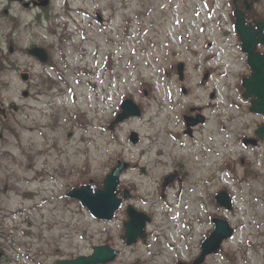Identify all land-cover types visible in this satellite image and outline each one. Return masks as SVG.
Returning <instances> with one entry per match:
<instances>
[{"label":"rangeland","instance_id":"374dc122","mask_svg":"<svg viewBox=\"0 0 264 264\" xmlns=\"http://www.w3.org/2000/svg\"><path fill=\"white\" fill-rule=\"evenodd\" d=\"M230 1L55 0L51 24L39 10L0 0V59L11 63L0 80V105L19 107L0 123V264H56L101 245L120 252L111 264L190 263L214 217L229 220L235 233L204 264H264V143L251 153L252 138L240 140L264 117L250 113L243 98L240 81L249 71ZM32 46L51 47V61L29 55ZM46 77L53 80L44 83ZM126 98L143 116L110 130ZM211 103L218 109H197ZM199 112L209 121L191 144L186 121ZM220 117L227 129L218 134ZM211 130L217 140L208 145ZM132 131L141 137L137 145ZM178 157L189 163L191 178L181 193L178 185L163 192L162 174ZM229 159L237 161L231 170ZM252 159L254 173L251 165L244 173ZM120 160L148 172L122 176L121 188L134 198L112 222L65 198L90 179L100 188ZM220 189L233 197L232 212L214 202ZM128 204L152 216L147 244L128 247L122 239Z\"/></svg>","mask_w":264,"mask_h":264},{"label":"water","instance_id":"95a60500","mask_svg":"<svg viewBox=\"0 0 264 264\" xmlns=\"http://www.w3.org/2000/svg\"><path fill=\"white\" fill-rule=\"evenodd\" d=\"M236 7V28L241 35L243 50L248 53L249 65L252 68L251 76L243 80V85L246 88L245 97L255 96L256 99L252 102L251 110L258 114H264V56L254 53L257 44L264 42L263 25L259 24L258 30H255L252 26L247 27L243 12L239 10L237 4ZM31 53L44 61L47 60V54L44 50L35 48L31 50ZM183 67V64L179 65L181 78H183ZM121 107L123 111L111 124V128L130 117H140L142 115L140 107L132 99L125 100ZM258 134L261 139H264V126L258 130ZM131 141L135 144L138 143L139 135L135 132L132 133ZM129 166L130 164L127 162H118V165L105 178L103 190L100 189L94 192L95 186H92L93 180H90L91 185L75 188L68 193V196L79 199L82 205L87 207L96 218L111 221L122 202V199L118 198L120 176ZM125 197H130L128 192H126ZM217 201L221 206L229 210L233 209L232 199L227 191L221 192L217 197ZM128 213L131 219L126 223L125 238L127 244L131 245L137 241L138 237H144V228L150 218L143 213L136 212L133 207H129ZM214 222L216 224L215 231L203 243V252L194 264L201 263L207 254L216 252L222 241L233 234L229 222L221 219H216ZM117 254L118 252L109 246H99L94 248V252L90 256H80L74 260L61 261L59 264H106L114 260Z\"/></svg>","mask_w":264,"mask_h":264},{"label":"flooded vegetation","instance_id":"af4514ba","mask_svg":"<svg viewBox=\"0 0 264 264\" xmlns=\"http://www.w3.org/2000/svg\"><path fill=\"white\" fill-rule=\"evenodd\" d=\"M33 3H34V1H33ZM51 3H52V0H50V2L48 3L47 6H45V7H39V10H43L42 14H44L45 11L51 6ZM245 13L247 15V18H248L249 23H252V24L255 25V27H257L256 26V22L263 21L262 20V17L264 18V4L259 1L258 3L254 4V7L250 11H245ZM259 51L262 52V53H264V48H261V50L259 49ZM10 64H11L10 62L7 63L8 68L10 67ZM15 69H16V65H14V70ZM1 87H4V83H2V82L0 83V88ZM0 106L6 112L5 119L0 120V123L7 122V119L6 118H9V116H11L12 112H14L16 110L17 111L19 110V107L14 102H12V103H4V104H1ZM202 110L203 109L201 108V111ZM2 114L4 115V113H2ZM3 115H1V116L3 117ZM222 127L227 128L226 125H223V123L219 121V123L215 126V129H216V132L215 133L220 134V128H222ZM198 128L199 127L195 128L194 131H192L190 133V135L188 136V138L192 140L191 141V144H196V143L199 142V140L197 139V137L195 135L196 133L201 134V132L197 130ZM211 134H212V130H211V132H208V135L207 136H204L205 138L207 137V143H208V145H209L210 141L214 142V144H215L216 143V140H217L216 137L212 136ZM245 137L250 138L249 136H243L242 137V141H243V139ZM251 138H254V136L251 137ZM225 142H223V145H222V147L224 149L227 147V144ZM260 144L261 143L258 140L257 145H260ZM202 147H204V146H202ZM208 150L209 151H214V150H216V148L215 147L210 148V149L208 148ZM200 151L203 153V155H205L206 154V147H205V151L204 150L203 151L200 150ZM252 161H253V163H255L254 162L255 161L254 159H252ZM137 169L140 170V168H137ZM137 169H135V170H137ZM171 170H172L171 176H173V179H172V182L170 183L169 187L171 189H174L175 187L177 188L179 186L178 190L181 193L183 191L184 184L186 182H188L190 180V178H191L190 165H189V163L185 159H183V158H177L176 161L172 164ZM220 170H221V168H220ZM212 179L217 180L218 178L213 176ZM210 181H211V177L207 181H205V182L207 184H209ZM147 241L148 240H146L145 243H147Z\"/></svg>","mask_w":264,"mask_h":264}]
</instances>
